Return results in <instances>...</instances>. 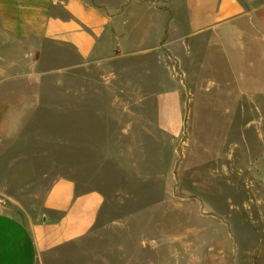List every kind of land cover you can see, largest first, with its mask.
Wrapping results in <instances>:
<instances>
[{
	"label": "rangeland",
	"instance_id": "374dc122",
	"mask_svg": "<svg viewBox=\"0 0 264 264\" xmlns=\"http://www.w3.org/2000/svg\"><path fill=\"white\" fill-rule=\"evenodd\" d=\"M141 1L140 16L166 11L184 34L183 4ZM181 47L167 61L156 48L35 79L24 91L34 100L24 133L0 137V207L38 220L51 185L67 176L100 188L111 219L129 225L115 243L133 249L144 226L147 258L264 264V60L257 49H229V59L217 39L184 38ZM63 51L47 48L48 70L61 68ZM174 88L183 105L176 131L159 123L157 105Z\"/></svg>",
	"mask_w": 264,
	"mask_h": 264
},
{
	"label": "crops",
	"instance_id": "0c3cea01",
	"mask_svg": "<svg viewBox=\"0 0 264 264\" xmlns=\"http://www.w3.org/2000/svg\"><path fill=\"white\" fill-rule=\"evenodd\" d=\"M180 3L186 17L184 34L178 37V24L173 19L167 24L166 11L153 18L140 16L141 0H0V137L11 140L24 133L34 103L25 90L38 86L35 79L49 73L156 48L166 52L167 61L179 57L184 38H202L208 45L217 39L229 59V49L246 54L257 49L259 60H264V0H175L171 6L178 9ZM140 29H145L142 36ZM167 34L170 38L163 41ZM52 45L65 54L55 58L61 68L48 70L46 52ZM236 59L242 63L238 54ZM207 66L203 61V68ZM243 77L238 75V81ZM178 89L157 94L158 121L173 131L183 116ZM106 203L100 188H85L75 178L62 176L51 185L40 219L0 207V264H169L145 257L149 246L143 225L137 232L143 240L139 238L133 249L129 243L112 241L114 233L130 228L111 219L114 213Z\"/></svg>",
	"mask_w": 264,
	"mask_h": 264
}]
</instances>
